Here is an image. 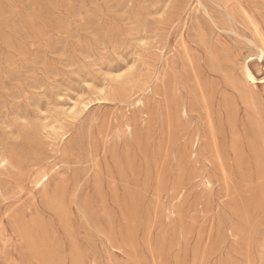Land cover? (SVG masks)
<instances>
[{"label":"rangeland","instance_id":"rangeland-1","mask_svg":"<svg viewBox=\"0 0 264 264\" xmlns=\"http://www.w3.org/2000/svg\"><path fill=\"white\" fill-rule=\"evenodd\" d=\"M252 39L264 0H0V264H264Z\"/></svg>","mask_w":264,"mask_h":264},{"label":"bare ground","instance_id":"bare-ground-1","mask_svg":"<svg viewBox=\"0 0 264 264\" xmlns=\"http://www.w3.org/2000/svg\"><path fill=\"white\" fill-rule=\"evenodd\" d=\"M247 42L250 43V45L251 44L253 45L252 47H254L257 50V54L255 57L250 56L248 58L247 62L244 63V65H243V76H244L245 82L248 85V87L250 89H256L257 83L259 82V80H261L260 82L264 83V78L258 79L256 77V75L254 74V72L252 71V69L250 67V63L253 61H256L259 65L264 63V40L263 39H257V40L252 39V40L247 41ZM263 69H264V67H263ZM263 72H264V70H263ZM263 76H264V74H263Z\"/></svg>","mask_w":264,"mask_h":264}]
</instances>
